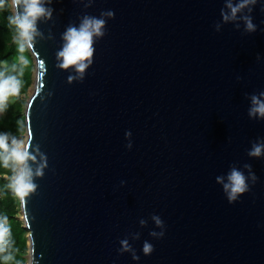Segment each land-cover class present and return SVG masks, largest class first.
Segmentation results:
<instances>
[{
  "label": "water",
  "instance_id": "95a60500",
  "mask_svg": "<svg viewBox=\"0 0 264 264\" xmlns=\"http://www.w3.org/2000/svg\"><path fill=\"white\" fill-rule=\"evenodd\" d=\"M225 3L45 5L25 112L28 163L42 175L20 196L30 264H264V157L247 154L264 141V120L248 117L250 96L264 92V0L242 13L253 33L222 20ZM84 16L106 24L80 79L57 66V52ZM246 164L257 180L230 203L217 177L247 175ZM122 240L138 261L119 251Z\"/></svg>",
  "mask_w": 264,
  "mask_h": 264
},
{
  "label": "clouds",
  "instance_id": "9594fccd",
  "mask_svg": "<svg viewBox=\"0 0 264 264\" xmlns=\"http://www.w3.org/2000/svg\"><path fill=\"white\" fill-rule=\"evenodd\" d=\"M260 0H226L225 9L221 10V17L225 23L235 22L238 19L244 24L245 31L253 33L257 30L256 24L250 14L243 15L247 9L251 13L253 7ZM51 0H0V9L8 7L11 14L7 16V22L15 30L14 42L21 55L19 56V65L21 66V74L23 67L27 66L28 60L23 55L26 50L33 47L34 40L41 35L37 29V22L41 18H51L52 9L46 7ZM114 17V12L107 11L101 14V17ZM106 21L103 18L84 16L79 26H69L64 34V44L60 51L57 52L58 67L61 69H74L82 79L85 70L92 63L94 55V40L104 35ZM237 28L239 24L236 25ZM220 25L216 26L219 31ZM15 67V66H14ZM70 80L72 77L69 78ZM21 89V80L16 75H8L0 73V112L7 108L8 98L18 96ZM249 119L264 120V92L253 94L250 96V106L248 109ZM126 137L131 136V132L125 133ZM8 133H0V165L6 169H11L12 175L8 178V187L19 196H27L33 193L37 185L33 182V176L42 175V167L36 168L35 172L29 165V161H35L36 157L28 151V144L22 140L11 138ZM127 147L131 149V144ZM250 158L264 157V141L254 142L248 150ZM248 170V174L236 167H232L225 177H217V182L223 185L224 192L230 203L235 202L239 197L249 191V183L251 180L255 182L257 177L251 170V165H244ZM21 211V208H20ZM157 226L162 227L163 221L159 216H153ZM144 221H141L143 224ZM7 229L0 225V238L3 237ZM154 237H163L164 232H152ZM121 252H132L133 260H139V256L131 249L127 240L120 241ZM145 255H150L154 251V246L145 242L142 249Z\"/></svg>",
  "mask_w": 264,
  "mask_h": 264
},
{
  "label": "trees",
  "instance_id": "16d2710c",
  "mask_svg": "<svg viewBox=\"0 0 264 264\" xmlns=\"http://www.w3.org/2000/svg\"><path fill=\"white\" fill-rule=\"evenodd\" d=\"M10 14L11 10L8 7L0 9V73L16 75L21 80V89L18 96H13L16 103L13 106H7L2 111L5 116H0V133L9 134V143H11L12 137L18 138L26 131L25 119L21 118L25 105L22 97L28 93L32 86L23 70L21 74L18 59L21 53L14 42L15 30L7 22V16ZM23 55H29V50H26ZM33 64L32 61L31 65L33 66ZM24 76H26V80H24ZM11 175L10 168L6 169L0 165V225L7 229V232L0 238V264H26L29 252L28 231L24 229L23 223L18 219L20 199L8 187L9 179L5 178L6 176L9 178Z\"/></svg>",
  "mask_w": 264,
  "mask_h": 264
},
{
  "label": "rangeland",
  "instance_id": "374dc122",
  "mask_svg": "<svg viewBox=\"0 0 264 264\" xmlns=\"http://www.w3.org/2000/svg\"><path fill=\"white\" fill-rule=\"evenodd\" d=\"M25 57L28 60V65L23 68V73H24V75H26L28 77V79H30V82L32 83V86L29 89L28 93L26 95H23V97H22L23 101L25 102V105H24V108H23L22 113H21V118H24V119H25V112H26L27 105H28L30 99L32 98V96L35 93V90H36V82H37L36 60H35V58H34V56H33V54L31 53L30 50H29V55H27ZM32 61L34 63L33 66L31 65ZM26 76L23 77L24 80H26ZM15 103H16V100L13 98V96H11V97L8 98L7 106H13ZM1 115L3 117L5 116L3 112H0V116ZM25 129H26V126H25ZM16 139L17 140H22V141H24L26 143V141H27L26 131H25V133L22 136H20V137H18ZM5 178L8 179V176H6ZM14 194L17 196L18 199H20V196L19 195H17L16 193H14ZM18 219H19V221H21L23 223V227L25 229V224H24L23 216H22L21 212H20V214L18 216ZM28 249H29V241H28ZM29 254H30V252H28V255L26 257V259H27L26 264H30V255Z\"/></svg>",
  "mask_w": 264,
  "mask_h": 264
}]
</instances>
